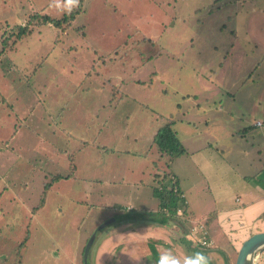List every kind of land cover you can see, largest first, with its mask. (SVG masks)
I'll return each mask as SVG.
<instances>
[{
  "label": "rangeland",
  "instance_id": "374dc122",
  "mask_svg": "<svg viewBox=\"0 0 264 264\" xmlns=\"http://www.w3.org/2000/svg\"><path fill=\"white\" fill-rule=\"evenodd\" d=\"M78 2L0 0V39L34 13L56 20ZM81 9L68 28L37 20L15 44L10 36L5 51L0 42V264H114L103 249L111 229L124 230L121 217L134 218L121 210L137 190L130 181L153 170V128L167 123L158 113L183 126V116L210 107L197 134L213 125L235 128L236 138L209 159L235 161L248 176L264 166V140L250 135L258 129L242 130L258 102L264 110V0H81ZM179 157L177 166L197 165L184 191L195 204L226 190L224 172L219 181L204 159ZM55 174L67 178L53 181Z\"/></svg>",
  "mask_w": 264,
  "mask_h": 264
},
{
  "label": "crops",
  "instance_id": "0c3cea01",
  "mask_svg": "<svg viewBox=\"0 0 264 264\" xmlns=\"http://www.w3.org/2000/svg\"><path fill=\"white\" fill-rule=\"evenodd\" d=\"M226 93L228 95L233 94L231 91ZM247 96L249 97V95ZM247 96L243 97L242 100H246ZM186 97L189 98L190 95H186ZM191 97L193 98V96ZM258 105L261 111L257 109L258 111L253 119L254 122L245 117L246 126L242 128L244 131H247L246 129L251 126L255 130L258 129L253 134L247 132L253 135L252 141L255 139L264 140V121L259 120L261 117L259 111L263 113L264 110L260 102H258ZM192 108L200 110L195 101H192ZM254 108L256 107L254 106ZM200 111H203V113H200L203 115H199V118H192L190 115L183 116V126L174 124L173 114L166 117L158 113L156 116L158 119H165V122L172 119L171 127L185 151L178 160L193 159L194 157H198L200 160L204 159V161L201 160L202 163L212 165L217 180L221 181V172L227 175L229 181L221 182L226 183V190H218L215 195L210 198L206 197L201 202L199 196L197 204H195L191 197L185 195L184 191H187L186 182L192 180L190 171L197 165L195 164L194 167L186 169L183 162L177 166L176 159L172 163L170 162V171L177 183L175 190L179 192V198L184 202L185 211L178 210L174 214H170L166 209H159L158 200L152 196V186L154 187L155 184L153 174L156 168L155 162L158 166L159 152L152 140L156 131L164 124L154 122L153 129H156V131L151 137L152 145L150 147L155 149L156 157L149 156L153 170L149 178L145 174V170L144 173L139 172L130 181L137 186V190L133 193L134 197L131 193H128L131 204L122 206L126 210L131 209V211L125 212H132L134 218L129 217L130 219L127 220L128 217L124 218L125 216H122L121 220H124V224L121 225L124 226V230L119 227L111 229L109 245L103 249L105 254L109 251L113 256L114 264H160V260L178 261V264H185V261H195L197 253H202L207 258L208 264H233L230 262L231 258L234 257L232 253L235 255V250L240 242L242 243L252 234L264 232V166L263 169L256 168L248 176L243 172L246 171L244 166L242 165V171L239 165H235V161L230 164L225 160L209 159L211 150L213 152L216 150V154L218 151L223 154L226 147L229 146L228 141H231L233 147H235V128L231 132H225L222 128L217 129L212 125V127L198 135L196 123H201V118L208 119V114L214 110L202 106ZM256 123H260V125H256ZM237 131L240 132L241 130ZM200 135L208 139L195 141ZM209 140H213L214 143H210ZM199 141L203 142L199 143ZM230 154L235 157V149H230L228 155ZM223 164H227L229 168L226 169ZM183 179L186 180L183 181ZM88 181L91 183V180ZM202 182L205 191H209L208 182L206 180L205 183L204 180ZM193 183L188 187L195 188ZM167 185L169 189L170 184L167 183ZM216 199H218L220 205ZM134 205L139 207L135 212L133 211ZM148 211L156 212V214L149 215ZM121 212L123 213V210ZM108 218L109 216L106 217V219ZM104 219H100L99 222H103ZM192 230H195V232L193 233ZM193 235L195 238L204 237L209 246L196 244L195 241L191 240ZM111 244L112 247L110 248Z\"/></svg>",
  "mask_w": 264,
  "mask_h": 264
},
{
  "label": "trees",
  "instance_id": "16d2710c",
  "mask_svg": "<svg viewBox=\"0 0 264 264\" xmlns=\"http://www.w3.org/2000/svg\"><path fill=\"white\" fill-rule=\"evenodd\" d=\"M78 6L71 11L67 16H62L60 19H49L47 15H40L38 13H34L31 16H29L28 21L25 26H17L15 28V31H12V33H9L8 37H5L2 35L1 37V44L3 45L4 51L7 49L6 46L8 45V41L10 36L14 37L13 44L18 42V40H21L22 38L28 36L31 34V26H33L34 22L37 20L39 21L40 24H50L56 29L64 28V26L69 27L71 24L70 22L74 20L75 15H77L82 9H81V0H78ZM80 35L83 36L82 30L80 31ZM6 48V49H5ZM10 48V47H9ZM12 49V48H11ZM1 55V54H0ZM46 57L41 59V62H44ZM36 69H34L35 71ZM19 75L21 76V79L28 85L29 82V76L25 75L22 73V71H18ZM33 75V73H31ZM114 94H116V91H114ZM123 95L120 97H117L116 99L118 100L119 98L122 99ZM167 123L164 124L161 128H159L154 137H153V143L158 149V160L161 158L163 155H167L165 153H170V155H167L169 158L168 160L164 163V166L159 168L155 162V172L153 174V182L154 187L152 186V196L158 200L159 204V209H166L170 214H174L178 210H181V212L185 211L184 208V202L179 198V192L175 190L176 187V182L172 177V172L170 171V162L172 163L175 158L180 155L185 153L182 145L176 138L175 131L172 129L171 124H172V119L166 121ZM252 128V126L250 127ZM250 128L246 129L249 130ZM14 134V133H13ZM53 181L55 180H60L62 178H67V176H62L59 174L52 175ZM53 181L47 183L44 185V191H42V194L40 196L38 205L33 208V211L38 210L40 206H43L44 204V195L47 191V189H50V186L52 185ZM167 183L170 184V188L168 189ZM123 212L125 211H131V209L126 210L125 207L122 208ZM183 210V211H182ZM205 234V233H204ZM28 239V235L25 237V240ZM25 240L22 241L17 249H16V254H20L22 248L25 246ZM241 245V242L239 246ZM238 246V248H239ZM238 248L236 250H238ZM235 250V251H236Z\"/></svg>",
  "mask_w": 264,
  "mask_h": 264
},
{
  "label": "water",
  "instance_id": "95a60500",
  "mask_svg": "<svg viewBox=\"0 0 264 264\" xmlns=\"http://www.w3.org/2000/svg\"><path fill=\"white\" fill-rule=\"evenodd\" d=\"M264 252V232H258L247 237L239 246L234 264H252L251 255H261ZM85 259V255H84ZM259 264V263H257Z\"/></svg>",
  "mask_w": 264,
  "mask_h": 264
},
{
  "label": "clouds",
  "instance_id": "9594fccd",
  "mask_svg": "<svg viewBox=\"0 0 264 264\" xmlns=\"http://www.w3.org/2000/svg\"><path fill=\"white\" fill-rule=\"evenodd\" d=\"M68 5L73 3V0H66ZM264 254V253H261ZM197 259L195 261H185V264H208L207 258L202 253L196 254ZM252 261V264H257L259 260V255L253 254L249 257ZM160 264H178V261H168V260H160Z\"/></svg>",
  "mask_w": 264,
  "mask_h": 264
},
{
  "label": "built area",
  "instance_id": "2783aa9c",
  "mask_svg": "<svg viewBox=\"0 0 264 264\" xmlns=\"http://www.w3.org/2000/svg\"><path fill=\"white\" fill-rule=\"evenodd\" d=\"M256 125H260V123H256ZM192 232L194 233L195 232V230H192ZM203 234H204V232H203ZM193 237H194V235H193ZM195 238V237H194ZM195 239H198V242H201L200 244L202 245V246H209V243L205 240V238L204 237H196Z\"/></svg>",
  "mask_w": 264,
  "mask_h": 264
},
{
  "label": "flooded vegetation",
  "instance_id": "af4514ba",
  "mask_svg": "<svg viewBox=\"0 0 264 264\" xmlns=\"http://www.w3.org/2000/svg\"><path fill=\"white\" fill-rule=\"evenodd\" d=\"M264 253V252H263ZM257 263H259V264H264V254H261L260 256H259V260L257 261Z\"/></svg>",
  "mask_w": 264,
  "mask_h": 264
}]
</instances>
